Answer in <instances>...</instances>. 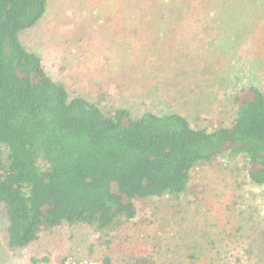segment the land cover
<instances>
[{"label":"rangeland","instance_id":"rangeland-1","mask_svg":"<svg viewBox=\"0 0 264 264\" xmlns=\"http://www.w3.org/2000/svg\"><path fill=\"white\" fill-rule=\"evenodd\" d=\"M208 2L203 20L177 30L167 15L153 18L157 0H48L20 36L71 97L126 107L134 117L177 111L214 129L236 115L232 85L264 89V24L248 27L236 47L210 44L219 38V5ZM223 14L236 28L246 12ZM246 162L240 155L198 164L185 195L140 202L134 219L102 237L90 226H64L13 249L0 207V264H127L141 256L156 264H264V187L252 183Z\"/></svg>","mask_w":264,"mask_h":264},{"label":"trees","instance_id":"trees-1","mask_svg":"<svg viewBox=\"0 0 264 264\" xmlns=\"http://www.w3.org/2000/svg\"><path fill=\"white\" fill-rule=\"evenodd\" d=\"M208 1L219 5L213 19L219 38L210 44L229 40L236 47L248 27L264 24V0H157L153 18L167 15L166 25L178 30L203 20ZM47 3L0 0V207L10 248L64 226H90L102 237L134 219L140 202L185 195L192 170L222 157L243 155L250 180L264 187L259 84L232 85L236 115L214 129L194 126L177 111L134 117L126 107L104 110L84 96L71 97L22 42L21 32L40 21ZM227 8L246 12L235 18L238 27L225 18ZM127 264L156 262L141 256ZM234 264L245 263L236 258Z\"/></svg>","mask_w":264,"mask_h":264}]
</instances>
